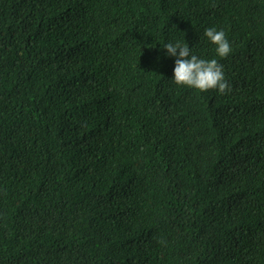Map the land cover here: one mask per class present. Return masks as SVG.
<instances>
[{
    "label": "trees",
    "instance_id": "obj_1",
    "mask_svg": "<svg viewBox=\"0 0 264 264\" xmlns=\"http://www.w3.org/2000/svg\"><path fill=\"white\" fill-rule=\"evenodd\" d=\"M0 264H264V0H0Z\"/></svg>",
    "mask_w": 264,
    "mask_h": 264
},
{
    "label": "clouds",
    "instance_id": "obj_2",
    "mask_svg": "<svg viewBox=\"0 0 264 264\" xmlns=\"http://www.w3.org/2000/svg\"><path fill=\"white\" fill-rule=\"evenodd\" d=\"M204 35L215 46L216 53L220 58H226L232 51L230 42L223 30L209 27ZM168 56L175 58L174 82L178 86H184L207 92L217 90L219 94L225 95L231 91L226 81L223 68L217 59L205 60L192 54L191 48L184 43L164 45Z\"/></svg>",
    "mask_w": 264,
    "mask_h": 264
}]
</instances>
